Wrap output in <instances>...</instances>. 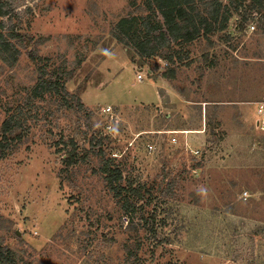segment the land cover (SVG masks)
<instances>
[{
	"label": "rangeland",
	"instance_id": "1",
	"mask_svg": "<svg viewBox=\"0 0 264 264\" xmlns=\"http://www.w3.org/2000/svg\"><path fill=\"white\" fill-rule=\"evenodd\" d=\"M13 2L18 16H4L0 32L20 53L14 64L0 57V126L6 107L19 106L24 130L0 157V245L11 246L18 264H124L126 243L136 239L140 264H264V31L257 17L233 15L224 31L195 39L174 63L162 49L168 65L153 55L134 65L133 48L112 29L122 16L146 14L143 0ZM10 24L19 38L9 35ZM40 65L84 109L48 91L33 96ZM169 65L176 66L171 79L163 75ZM136 67L152 72L140 80ZM155 77L174 101L160 88L162 104L151 102ZM107 104L117 131L103 147L148 188L144 215L154 214V232L129 226L97 171L89 139L106 129ZM168 127L185 130L161 132ZM71 140L84 158L66 167ZM150 140L154 151L146 149Z\"/></svg>",
	"mask_w": 264,
	"mask_h": 264
},
{
	"label": "trees",
	"instance_id": "2",
	"mask_svg": "<svg viewBox=\"0 0 264 264\" xmlns=\"http://www.w3.org/2000/svg\"><path fill=\"white\" fill-rule=\"evenodd\" d=\"M147 13L128 14L120 17L112 29L113 37L124 46L133 48V52L141 57L157 55L162 49L166 51L169 60L174 63L187 53V46L200 36L208 37L214 27L224 28L233 15L237 13L241 20L248 17H257L259 27L264 31V0H143ZM18 16L16 4L13 0H0V26H4L3 17L11 18ZM240 28V23H236ZM163 26L166 30H163ZM9 35L19 38L21 33L15 31L14 25L10 24ZM20 50L6 39L0 32V57L8 64H14ZM30 58L34 61L40 59L34 47L28 50ZM165 57V56H164ZM166 58V57H165ZM130 59H134L130 57ZM167 59V58H166ZM169 63V61H168ZM41 73L37 82L31 89L33 96H43L49 92L59 96L69 106L74 105L78 111L84 109V104L79 96L70 92L64 80L53 79L51 71H46L39 66ZM54 75L58 72L54 69ZM176 66L169 65L163 71L167 79L174 78ZM74 102V103H72ZM87 119L90 111L86 112ZM23 109L19 106L11 110L6 107V116L1 122L0 131V157H3L11 148V144L21 140L23 135ZM89 139L91 151L99 156L100 164L97 171L102 176L107 189L116 199L122 212L127 216L129 226L136 228L137 224L154 232V214L144 215L145 204L150 200L145 198L149 193L148 188L139 183L130 173L125 174L120 162L112 153L106 152L103 147V139L115 137L113 132L106 129L93 131ZM115 134V133H114ZM76 143L70 141V146L65 151L62 159L65 166L73 165L84 158L79 155ZM108 154V155H107ZM140 243L136 239L133 243H126V260L124 264H140L141 258L137 253ZM0 264H18L15 252L9 244L0 245Z\"/></svg>",
	"mask_w": 264,
	"mask_h": 264
},
{
	"label": "built area",
	"instance_id": "3",
	"mask_svg": "<svg viewBox=\"0 0 264 264\" xmlns=\"http://www.w3.org/2000/svg\"><path fill=\"white\" fill-rule=\"evenodd\" d=\"M254 27H255V25L253 23H251L250 24V28L254 29ZM154 57H155V63H157L159 66L168 65V60L164 56H162V55L160 56L159 54H157V55H154ZM136 70H137L136 76H137L138 79H142L145 74L152 72L150 68L143 69L142 67H140V68L136 67ZM262 108H263V105L260 104V107L258 108V111L262 112V110H263ZM101 111H102V113L105 114V116H106V118L108 120L106 122V124H105L106 131L107 132H113V136H116L114 134V131H117V130L113 127V120H115V122H116L117 119L115 117L116 115H115V112L113 110V107L110 104H107L105 106H102ZM176 130L179 132V131H182V130H185V129H169L168 128V129H162L161 132H172V133H174V132H177ZM170 139H171V142H175L176 141V136H171ZM145 144H146V149L148 151H154V150H156L158 148V146H157L155 141H151L150 140V141H147ZM191 150L193 151V153H196V152L198 153L199 152L198 149H192L191 148ZM243 194H244V196H246L247 195L246 191H244Z\"/></svg>",
	"mask_w": 264,
	"mask_h": 264
},
{
	"label": "crops",
	"instance_id": "4",
	"mask_svg": "<svg viewBox=\"0 0 264 264\" xmlns=\"http://www.w3.org/2000/svg\"><path fill=\"white\" fill-rule=\"evenodd\" d=\"M222 2H223V0H221ZM226 2H227V0H226ZM225 3V2H224ZM233 15L234 16H236L237 17V13H235V12H233ZM232 15V16H233ZM232 16L230 17V19L229 20H231L232 19ZM229 20H228V22H227V26H228V23H229ZM218 24L216 23V27H214V29L212 30L213 32H215V31H224L226 28H227V26L226 27H224V28H219L218 26H217ZM163 30H166L165 29V27L163 26ZM114 39V38H113ZM119 43H121V42H119ZM122 44V43H121ZM159 53V52H158ZM128 56V55H127ZM129 58V60H130V62L132 63V64H134V63H136L137 62V59H141L142 61H143V59H144V57H141V56H139V55H135L134 54V59L132 60V59H130V57H128ZM183 58V57H182ZM181 58V59H182ZM135 65V64H134ZM138 79V78H137ZM143 79V78H142ZM157 82H159V84L157 85V87H156V100L155 101H151V102H154V103H156V105H158V104H160L161 102H162V97H163V95H164V91H166L167 92V94L169 95V97H170V100H172V101H174L175 100V98L176 97H174L173 95H172V93H170V90H169V88L164 84L165 83V81H164V79L163 78H161V79H159L158 80V78H154ZM141 80V79H140ZM160 88H162L163 90V92H160ZM144 103H150V102H144ZM162 104V103H161ZM254 108L257 106V101H256V103H254ZM239 108H241V109H244L245 111H249V107H248V105H246V104H244V103H240V105H239ZM168 128H171V127H168Z\"/></svg>",
	"mask_w": 264,
	"mask_h": 264
}]
</instances>
